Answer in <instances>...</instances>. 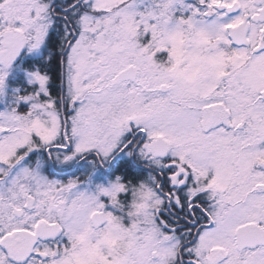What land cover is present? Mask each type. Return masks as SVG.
<instances>
[{
  "label": "snow or ice",
  "instance_id": "obj_1",
  "mask_svg": "<svg viewBox=\"0 0 264 264\" xmlns=\"http://www.w3.org/2000/svg\"><path fill=\"white\" fill-rule=\"evenodd\" d=\"M0 264H264V0H0Z\"/></svg>",
  "mask_w": 264,
  "mask_h": 264
}]
</instances>
